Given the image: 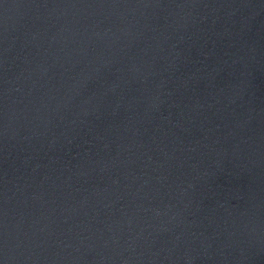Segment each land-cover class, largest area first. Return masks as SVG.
I'll return each mask as SVG.
<instances>
[{"label":"water","instance_id":"water-1","mask_svg":"<svg viewBox=\"0 0 264 264\" xmlns=\"http://www.w3.org/2000/svg\"><path fill=\"white\" fill-rule=\"evenodd\" d=\"M0 264H264V0H0Z\"/></svg>","mask_w":264,"mask_h":264}]
</instances>
